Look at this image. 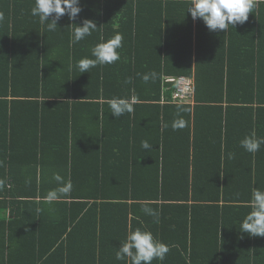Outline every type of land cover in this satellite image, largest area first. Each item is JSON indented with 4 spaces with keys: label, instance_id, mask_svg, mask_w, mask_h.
Listing matches in <instances>:
<instances>
[{
    "label": "trees",
    "instance_id": "16d2710c",
    "mask_svg": "<svg viewBox=\"0 0 264 264\" xmlns=\"http://www.w3.org/2000/svg\"><path fill=\"white\" fill-rule=\"evenodd\" d=\"M191 2L81 0L77 21L49 32L35 0H0V264H130L116 252L137 228L169 246L152 264H264V237L239 231L264 190V145L240 146L264 137V0L217 32ZM84 19L100 28L73 43ZM117 33L118 61L77 70ZM178 77L194 79L192 103L172 102ZM113 98L133 111L113 117ZM55 173L72 190L49 203Z\"/></svg>",
    "mask_w": 264,
    "mask_h": 264
},
{
    "label": "clouds",
    "instance_id": "9594fccd",
    "mask_svg": "<svg viewBox=\"0 0 264 264\" xmlns=\"http://www.w3.org/2000/svg\"><path fill=\"white\" fill-rule=\"evenodd\" d=\"M254 8L253 0H192L187 8L193 20L200 19L210 32L227 31L229 26L243 25L248 21L249 14ZM83 11L81 0H35V5L31 9V15L38 17L42 26L49 32H54L58 27V22L67 15L70 21H77ZM2 18V15H0ZM51 18V19H50ZM75 25L72 30V42L79 43L85 37L91 36L97 31V23L90 19H84L82 26ZM123 37L115 34L106 42L98 43L91 49L94 59L82 58L75 67L81 73H87L97 65H111L119 60V52L122 46ZM140 75V74H138ZM157 73L152 72L141 76L144 83L155 80ZM125 84L131 80H125ZM112 116L119 118L125 113L133 111V103L129 99L113 98L109 101ZM183 119L174 120L173 130L184 126ZM264 145V137L257 138L255 133L246 136L240 142V146L249 153H256ZM141 147L145 150L150 149V144L145 140L141 142ZM53 179L61 184L60 187L47 193L44 199L51 203L68 195L72 190L71 181L65 182L63 178L55 173ZM251 211L245 216L241 225L240 232L246 233L250 237H264V190L254 188L251 193ZM142 211L158 222L156 210L145 207ZM170 251L169 246L156 240L150 231L137 228L127 234L121 242L116 252L117 260H129L130 264H152L154 260L163 261Z\"/></svg>",
    "mask_w": 264,
    "mask_h": 264
},
{
    "label": "built area",
    "instance_id": "2783aa9c",
    "mask_svg": "<svg viewBox=\"0 0 264 264\" xmlns=\"http://www.w3.org/2000/svg\"><path fill=\"white\" fill-rule=\"evenodd\" d=\"M173 84L172 102L192 103L194 100V79L188 77L167 78Z\"/></svg>",
    "mask_w": 264,
    "mask_h": 264
},
{
    "label": "crops",
    "instance_id": "0c3cea01",
    "mask_svg": "<svg viewBox=\"0 0 264 264\" xmlns=\"http://www.w3.org/2000/svg\"><path fill=\"white\" fill-rule=\"evenodd\" d=\"M172 1V0H171ZM178 3L177 2H170V3H166V12H168V11H175L178 7ZM177 7V8H176ZM155 8V7H154ZM148 14H150L149 12H145V13H142V18H141V20L142 21H144V22H146V21H148V17H149V15ZM180 26L181 27H184L185 29L187 28V25H186V23H181L180 22ZM203 47V46H202ZM196 50H197V47H195L194 46V51L196 52ZM210 52H212V50L210 51ZM209 54V53H208ZM215 55V53H211L210 54V56H214Z\"/></svg>",
    "mask_w": 264,
    "mask_h": 264
}]
</instances>
